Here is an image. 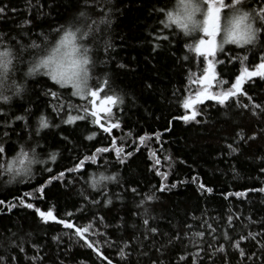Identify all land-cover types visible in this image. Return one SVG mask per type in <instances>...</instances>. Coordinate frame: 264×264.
Returning a JSON list of instances; mask_svg holds the SVG:
<instances>
[{
  "label": "trees",
  "instance_id": "trees-1",
  "mask_svg": "<svg viewBox=\"0 0 264 264\" xmlns=\"http://www.w3.org/2000/svg\"><path fill=\"white\" fill-rule=\"evenodd\" d=\"M78 0H31L33 7H28V0H0V6L7 5L8 9H16L15 13H8L0 18V33H3L5 42L10 47H18L19 41L26 34L40 45L35 55H46L54 46L58 33L50 31L56 29L68 21L77 10ZM176 0H113L115 9L119 12L112 16L109 35L114 43V51L107 65H100L99 61L105 59L102 54L94 51L92 57L97 61V69L91 73L90 86H97V78L103 79V73L111 77L110 89L98 93V102L104 95L112 94L111 90L123 94L124 103L118 106L108 105L111 115L118 118L121 127L113 129L111 134L104 133L97 125L91 122V116L86 119L74 120L64 123L69 116H84L83 109L90 107L87 99L72 96L71 86H60L44 75L43 70L36 75L25 77V66H21L17 60L13 69L14 75L10 78L17 82L25 83V91L21 97H13L8 105L0 103L5 111L12 115H24V121H17L8 138L0 139L8 149V156L14 155L20 144L25 148L36 143L33 136L29 141L26 134L21 132L26 126L36 127L37 117L43 114L49 123V127L41 131L39 144L42 146L40 159L46 161V166L51 173L44 171L40 164L32 165L33 176L31 179L17 177L12 183L8 174L0 175V200L17 205L10 213L4 205H0V233L3 237H9L15 233V239L24 242L27 257H32L35 250L32 244L42 246L40 256L43 264H56L57 259L64 264H107L101 256L88 248L83 240H78L72 235L74 229H66L55 221L44 223L36 214L35 209L47 211L52 209L57 219H70L75 225L83 226L93 222L95 214L104 217L105 223L110 227L107 236L113 245L105 242L103 236L92 235V231L103 232L104 229L94 222V228L86 233V238L98 247L104 256L112 260L113 264H123L117 255V246L122 240L129 239L134 232L143 230L141 217L133 213H143L144 209L137 208L140 197L126 191L129 187H136L142 194L154 192L160 187L161 181L169 186L164 192L155 191L158 200L147 202L148 215L155 217L150 220L151 226H158L161 232L175 234L179 230L181 234L186 230V225H193L189 231L206 232L203 238L205 247L210 242L207 236L204 221L213 224L217 228V235L225 230L226 218L229 215H239L240 219H233L232 227L227 228L229 235L236 239L238 234L264 233V193L259 191H245L259 189L264 186V161L257 157L264 155V134L258 135L256 140H248L247 144L236 141L237 132L244 135L245 140L257 131L264 128V114L251 115L250 110L237 109L232 102L227 107L229 115L225 117L217 110L215 102L205 100L194 105V109L203 113L197 119L200 123H185L173 117H180L189 113L182 107V101L186 97H193L199 90V81L206 67L204 56L188 51L185 44H191L190 38L172 25L164 29L163 34L168 35L169 41H164L153 52L154 34L162 27V16L154 14L153 7L172 8ZM43 6L42 9L40 6ZM43 11L44 15H40ZM31 19L30 25H24L23 21ZM103 27V26H102ZM43 32L48 36L45 42L38 38L37 34ZM15 37V40L12 38ZM197 38H199L197 36ZM217 41L220 35H217ZM24 39L23 42H31ZM90 46L95 48L89 42ZM175 53V55H173ZM228 57H243L248 59L244 66L250 70L258 62L259 53L255 49L235 44H224L223 49H217L214 57L209 60H225ZM33 56L29 51L24 57L28 61ZM187 57V59H185ZM123 64L124 68L117 65ZM241 64L239 60L232 63L215 64V91L230 87L235 76L239 74ZM219 80L227 81V84H219ZM152 84L151 89L146 84ZM243 90L252 96L256 103H264V80L253 77L242 85ZM45 90L55 93V96L45 94ZM241 103H248L246 97L239 96ZM25 109H28L25 112ZM106 113H101L102 122H107ZM172 121L171 130L164 132ZM131 131L132 135H125ZM95 132L93 139H85L90 133ZM161 132L163 144H157L153 133ZM17 133H21L19 136ZM146 135L145 141L140 143L139 136ZM67 136L72 143H67L63 137ZM113 138L117 143L112 144ZM234 141L236 143L234 144ZM228 144H234L240 148L239 152L230 153ZM123 147L124 151H132L134 154L126 164H119L115 148ZM97 148H109L106 153H100L96 163L86 161L84 167L78 171L67 172L77 163V157L91 155ZM161 148L163 149L161 151ZM150 150L155 151L161 159L159 166L154 165V159L150 158ZM57 153L55 161H48L49 153ZM169 156L170 161H164V156ZM159 167L161 172H167L166 178L156 174L153 168ZM235 169V172L233 171ZM64 171L63 178L52 180L43 190V197L33 190L44 184L49 175L56 176ZM101 174L111 176L116 174L115 181H101V187L93 189L86 181L90 176L99 177ZM195 178V179H194ZM23 179V182H20ZM176 187H170L172 184ZM203 183L213 189L211 193L198 191V185ZM107 186L106 193L103 186ZM236 192H245L242 197H237ZM31 193V196H24ZM83 195L89 197L86 203ZM17 197H23L27 203L34 205L33 209L19 206ZM109 199L111 203L104 204ZM97 201L92 204L91 201ZM83 206V211L77 209ZM66 213H73L71 217ZM251 217V221L247 219ZM123 225L116 228L115 225ZM174 226V227H173ZM8 229V231H5ZM31 233V236L27 234ZM59 235L60 243L53 242L52 237ZM0 237V238H3ZM257 240H264V236H257ZM221 243H225L222 239ZM187 240H182L173 246L163 257L166 264H191V257L186 261H180L179 256L185 252L184 245ZM240 247L247 254L256 253L257 257H264V251L256 246V241H242ZM71 248L70 252H66ZM194 249L189 246L187 251ZM4 254L0 252V255ZM18 264H32L25 258V254H18ZM228 256L230 264H262L261 260L252 261L241 259L238 252L229 248ZM223 256H218L216 264H222ZM144 264H147L145 261ZM205 264L207 262L205 261Z\"/></svg>",
  "mask_w": 264,
  "mask_h": 264
},
{
  "label": "snow or ice",
  "instance_id": "snow-or-ice-1",
  "mask_svg": "<svg viewBox=\"0 0 264 264\" xmlns=\"http://www.w3.org/2000/svg\"><path fill=\"white\" fill-rule=\"evenodd\" d=\"M28 7H33L31 0H28ZM40 7L42 9L43 6L41 5ZM76 7V12L65 24L50 30L59 35L54 46L50 48V51L46 55H35L39 51L40 45L35 41H31V37L27 34L22 36L19 41H16L18 47L13 49L9 46L11 41L5 42L3 39L4 34L0 33V103L8 105L13 97H21L25 91V83L23 81L17 82L15 79L10 78L15 74L13 69L17 60H19L21 66L26 67V71L23 73L25 77L34 76L43 70L44 75L56 84L60 86L70 85L72 96H77L82 100L87 99L90 107L83 109L85 115H77L76 117L69 116L68 120L64 121V123L86 119L90 115L93 124L97 125L104 133L111 134L113 129L121 127V123L118 118L111 115V108L108 105L118 106L123 104L124 96L115 90H111L112 94L104 95L102 100H100L101 107L98 109L96 104L98 93L110 89L111 77L108 73H103L104 78H97V86L95 88L90 86V80L92 79V71L97 69V61L92 57L94 51L97 55H100L102 48V54L105 59L99 61L100 65H107L110 60L114 59V57L110 56V53L115 49L109 32L112 24V16L114 13L119 12V9H115L113 0H78ZM8 11L15 13L17 10L14 8L9 10L7 5L0 6V18H3ZM151 11L163 17L160 20L162 27L154 34L155 43L153 44V52L161 46L162 42H170L169 36L164 35L163 31L175 25L186 38H190L192 41L191 44H185V48L190 52H195L197 55L204 56L206 67L203 76L200 78L202 83L210 85V82L216 79V63L224 64L227 61L230 64L238 59L241 64L240 72L235 76L230 87L215 92L209 91L206 87L196 92L194 94L195 98L186 97L182 101V107L190 110L189 113L180 117H173L174 120L179 119L185 123L190 121L200 123L201 121L197 117L202 116L203 113L196 111L194 105L203 103L205 100L214 101L217 110L221 111L225 117L229 115L227 107L232 102L235 103L237 109L250 110L253 116L264 114V103H256L253 97L248 95L242 87L246 80H250L253 77H260L264 80V0H176L172 8L153 7ZM40 15H44L43 11L40 12ZM31 23V19L23 21L24 25H30ZM218 34L221 36L219 42L216 39ZM37 36L45 42L48 41V36L43 32L38 33ZM12 39L15 40V37ZM24 39H28L31 42L25 44L23 42ZM90 41L93 45L97 46L95 48L90 46ZM224 44H235L237 46H246L249 49H255L259 53L258 62L250 70L244 66V62L248 59L247 55L243 57H228L226 55L225 60H215V62L209 60V57L215 56L217 49H223ZM29 51L33 53V56L28 61H25L24 57L28 55ZM117 67L124 68L125 65L119 64ZM218 83L227 84L228 82L219 80ZM145 86L149 89L153 87L150 83ZM45 94L55 96V93H51L50 90H45ZM239 96L246 97L248 103H241ZM27 111L28 109H25V112ZM100 112L108 114L106 123L102 122L99 115ZM17 121H24L27 124L24 115H12L10 111H5L4 108L0 107V139L8 138L10 133L15 131L13 125ZM168 124L169 127L165 128L164 132L171 130L172 121L170 120ZM49 126L47 118L41 114L37 117L36 127L33 128L29 125L22 128L21 132L26 134L29 141L32 140L33 136L37 138L36 143H33L27 149L24 144H20L18 150L12 156H8V149L5 143L0 142V175L8 174L9 180L7 183H12L17 177L31 179L34 174L32 170V165L34 164L43 165L44 171L51 173L52 170L46 166V161L39 158L40 151H38V149L42 151V146L39 144L41 131ZM20 134L17 133L18 136ZM260 134H264V128L253 131L247 140H245L244 135L241 132H237L236 141L247 144L248 140H256ZM95 135V132L90 133L85 139L91 140ZM125 135L131 136L132 133L129 131ZM146 135L137 138L140 143L145 141ZM153 136L157 144H163L161 132L153 133ZM63 139L67 143H72L67 136H64ZM236 141H234V144ZM116 143V139L113 138L112 144L115 145ZM234 144L227 145L230 153L240 151V148L234 146ZM108 151L109 148H97L91 155H85L82 158L77 157V163L65 171L69 173L78 171L84 167L86 161L96 163V157L100 153H106ZM115 151L117 160L121 165L126 164L134 154L132 151H124L123 147L115 148ZM56 157L57 153L52 152L48 154L47 160L55 161ZM150 158L154 159L155 166L161 164V159L155 151L150 150ZM163 159L164 161H170L171 158L166 155ZM257 159L264 161V155L257 157ZM155 166L153 170L156 171V174L166 178L168 173L166 171L161 172L160 168ZM233 171L235 172V169ZM260 172L264 173V168H261ZM64 175V171L58 173L56 176L49 175V179L33 191L39 193L42 198L44 188L52 180L63 178ZM23 179L20 182H23ZM115 180H117L116 174L111 176L101 174L99 177L95 175L90 176L86 183L89 187L97 189L101 187V181ZM170 187L174 188L176 184L174 183ZM167 190H169V186L162 179L160 187L155 191L162 193ZM197 190L207 193L213 191L212 188L206 187L203 183L198 185ZM103 191L106 193V185L103 186ZM126 191L131 192L134 196L140 197L137 208H143L144 211L143 213H133V215H139L141 217L143 230L139 233L134 232L129 239L122 240L116 245L117 255L123 261V264H144L145 261L147 264H166L163 257L173 246L182 240H187L188 244L184 245L185 252L179 256L180 261H186L187 257L190 256L191 264H205V261L207 264H216L218 256H223L222 264H230L228 249L231 248L238 252L241 259L246 258L252 261L255 258L261 260L262 264H264V257H257L255 252L246 255L245 250L240 247L242 241L251 239L256 241V246L264 251V240H257V236H264V233H253L249 231L246 235L238 234L236 239H233L229 235L227 228L232 227L234 218L237 220L240 219L238 214L235 217L233 215L227 216V228L221 230L219 235H217V228L213 227V224L204 221L202 228L206 225L207 236L210 240L205 247L203 238L206 232L204 230L189 231L193 228V225H186V230L183 234L179 230H176L175 234L161 232L158 226L150 225V220H154L155 217L148 215L147 202L158 200L155 191L142 194L136 187H129ZM245 191H259L264 193V186L259 189H248ZM31 195V193L24 194V196ZM234 195L242 197L245 195V192H236ZM82 196L87 203L89 197L83 195V193ZM15 199L19 200V206L27 209L34 208V205L27 203L23 197H17ZM91 203L96 204L97 201L92 200ZM109 203H111V200H104L105 205ZM0 205H4L9 213L17 207L16 204L7 203L4 200H0ZM77 211L82 212L83 206L77 209ZM35 212L44 223L52 220L66 229H74L72 235L77 237L78 240H83L87 247L101 256L102 260L107 261V264H113L112 260L104 256L98 247H94V243L98 244L99 241L90 242L85 235L94 228V222H98L104 231H92L91 234L103 236L105 242L109 243L110 246L115 244L116 242L108 239L107 229L110 226L105 223L104 217L95 214L93 222H89L87 225L77 226L70 219H57L51 208L46 212L36 208ZM72 215L73 213H66L68 217ZM247 219L249 222H252L251 217ZM122 226L121 224L115 225L116 228ZM5 231H8V229H5ZM15 235V233H10L9 237H3V234L0 233V237H3L0 238V252L4 253L0 255V264H18L19 257L13 254V250L18 254H25V258L31 260L32 264H43V257L40 256L42 246L32 244L35 254L32 257H27L23 240L17 241ZM27 235L31 236V233ZM221 239L225 243H221ZM52 240L59 244L61 237L54 235ZM189 246L194 250L191 252L187 251ZM70 251L71 248L66 250V252ZM56 264H64V261L58 258ZM80 264H83V262H80Z\"/></svg>",
  "mask_w": 264,
  "mask_h": 264
},
{
  "label": "rangeland",
  "instance_id": "rangeland-1",
  "mask_svg": "<svg viewBox=\"0 0 264 264\" xmlns=\"http://www.w3.org/2000/svg\"><path fill=\"white\" fill-rule=\"evenodd\" d=\"M219 35V34H218ZM221 37V36H220ZM217 39V38H216ZM221 39V38H220ZM220 40H218L217 42H219ZM215 79H213L211 82H210V85L209 84H204L201 82V80L199 81V90L198 91H201L203 88H208L209 91H212V92H215V90L213 89V87H216V83H215ZM70 86V85H69ZM217 90H220V87H217ZM191 98H195V96L191 97ZM96 104H97V108L99 109L101 107V104L100 102H98V99L96 101ZM190 111V110H189ZM103 113V112H100L99 115Z\"/></svg>",
  "mask_w": 264,
  "mask_h": 264
}]
</instances>
